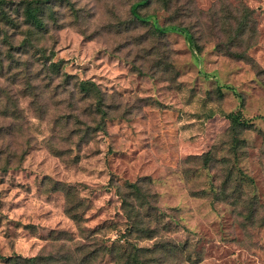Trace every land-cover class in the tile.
<instances>
[{
    "label": "rangeland",
    "instance_id": "rangeland-1",
    "mask_svg": "<svg viewBox=\"0 0 264 264\" xmlns=\"http://www.w3.org/2000/svg\"><path fill=\"white\" fill-rule=\"evenodd\" d=\"M5 1L0 264H264V0Z\"/></svg>",
    "mask_w": 264,
    "mask_h": 264
},
{
    "label": "trees",
    "instance_id": "trees-1",
    "mask_svg": "<svg viewBox=\"0 0 264 264\" xmlns=\"http://www.w3.org/2000/svg\"><path fill=\"white\" fill-rule=\"evenodd\" d=\"M150 1L151 0H140V2L138 4L134 5L131 8V12L137 20H139L141 22L148 21L149 18H143L138 14V8L141 6H146L147 4H149ZM6 4H7V2L5 0H0V9H2L3 6H5ZM26 15H27L28 19L31 20L36 26H38V27L41 26V21L37 18L36 13L31 10L30 3L27 4ZM244 17L246 18V20L250 17V13L247 10L245 11ZM247 27H248V25L246 23H240L239 24V29H241V30H239L240 36H244L246 34ZM155 29H158V28H155ZM171 29L173 31L183 32L184 34H186L189 37L191 42H193V43L195 42L194 35H192L189 32L188 28L174 26ZM163 32H165V30H163ZM59 66L60 65L58 63H51V65H50V67L53 68L54 73H60ZM93 87H95V86L93 84H91L90 82H81L80 83L81 90L84 91L85 93H87L89 96L92 93ZM234 120L237 122L235 124L242 125V124H239L242 122L238 121V118H234ZM126 190L127 191L122 195L121 199H122L124 209L128 210V209H130L128 197H134L135 195H139V194H141L142 190H141V187L138 183L127 184ZM128 217L131 220L132 214H129ZM138 234L143 235L142 238L147 240V241L157 238L156 233H154V231L148 230V231L140 232L137 229V227L132 224L131 228L129 230V235H138ZM190 247L191 246L189 244L180 246L179 244L172 242V241H160L154 245L153 250L137 249V252L141 255L145 254V253H149V254L158 253V254H161L160 256L162 257V259L169 260L170 258L175 259L177 256H180L184 252H187L188 248H190ZM78 254H80L79 250H78ZM123 256H125V255L123 254ZM130 257L133 258L134 263L128 261V263H126V264H147L148 263V262H140L139 255H136L134 253H132L130 255ZM90 259H92V256L91 257L90 256L83 257V260H80V261L75 260L74 262L68 257H65V258L59 257L58 258V257L52 256V255H50V256H38V257L26 258V259L21 258V257H16V258H8L7 264H91Z\"/></svg>",
    "mask_w": 264,
    "mask_h": 264
}]
</instances>
